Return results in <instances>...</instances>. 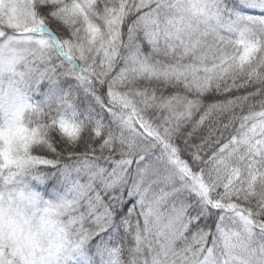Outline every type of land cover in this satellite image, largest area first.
I'll return each mask as SVG.
<instances>
[{
    "label": "snow or ice",
    "instance_id": "snow-or-ice-1",
    "mask_svg": "<svg viewBox=\"0 0 264 264\" xmlns=\"http://www.w3.org/2000/svg\"><path fill=\"white\" fill-rule=\"evenodd\" d=\"M0 264H264V0H0Z\"/></svg>",
    "mask_w": 264,
    "mask_h": 264
}]
</instances>
